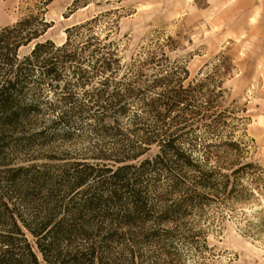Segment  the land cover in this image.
<instances>
[{
  "label": "rangeland",
  "instance_id": "rangeland-1",
  "mask_svg": "<svg viewBox=\"0 0 264 264\" xmlns=\"http://www.w3.org/2000/svg\"><path fill=\"white\" fill-rule=\"evenodd\" d=\"M41 1L0 0V29L29 16H40L51 26L38 40L19 48L20 58L27 56L36 42L49 40L62 45L65 29L89 23V31L84 30L80 39L90 45L85 54L97 49L101 54L111 51L116 60L112 66L117 70L115 78L136 61L135 69L142 73L136 85L142 88L150 85L152 75L161 73V67L184 69L187 75L182 89L187 90L192 106L181 111L179 119L171 121L177 114L166 118L168 130L151 115H146L143 123H131L133 110L127 109L116 119H104L102 126L115 128L106 136H95V121L81 120L78 115L72 124L76 130L65 132V128L55 136H40L34 133L50 126L59 113L42 104L39 112L31 115L34 127L26 130L27 134L4 137L2 143L9 142V148L1 151L5 162L0 170L32 167L16 173L12 188L4 183V197H16L24 217L37 224L47 221L48 229H54L68 209L81 206L82 197L99 192L98 186L92 185L95 180H91L97 177L94 173L87 179L88 186L78 189L83 193H71L68 182L72 174L90 172L77 163L112 169L138 164L158 153L156 142L131 162L114 165L93 158L100 152L123 150L127 139L132 143L137 139L154 141L156 135L163 138L173 133L181 136L176 141L179 149L211 153L210 162L220 163L222 173L230 176L227 191H234L227 199L212 197L204 206L187 210L190 216L184 221L196 219V229L205 232L209 254L205 263L264 264V0H50L43 6ZM59 84L62 87L63 82ZM43 87L48 91L46 82ZM34 93L28 91L24 102ZM65 107L63 104L60 110ZM155 126L162 132L156 134ZM240 166L244 167L235 185L230 173ZM164 175L162 172L157 179L147 182L144 178L140 185H130L132 197L121 189L118 196L155 204L158 212L162 205L180 198V185ZM146 209H150L148 204ZM118 210L116 206L110 212ZM145 221L141 227L146 231L151 224ZM77 242L62 240L60 250Z\"/></svg>",
  "mask_w": 264,
  "mask_h": 264
},
{
  "label": "trees",
  "instance_id": "trees-1",
  "mask_svg": "<svg viewBox=\"0 0 264 264\" xmlns=\"http://www.w3.org/2000/svg\"><path fill=\"white\" fill-rule=\"evenodd\" d=\"M49 1L43 0L40 5H47ZM88 25L65 29L66 40L60 46L49 40L36 42L30 53L21 58L19 48L38 40L51 26L40 16H29L0 29V164L5 162L1 151L9 148V142L2 143L5 135L27 134L26 130L34 127L30 124L31 115L38 113L42 104L48 111L57 109L59 113L50 120V126L34 133L40 136H55L65 128V132L76 130L72 124L76 123L77 115L81 120L95 121L92 129L95 136H106L115 128L102 126L104 119H116L127 109L133 110L131 123H143L145 116L151 115L161 126L171 114H177L171 118L174 121L180 118L181 111L192 106L187 90L182 89L187 75L184 69L161 67V73L152 75L150 85L142 88L136 85L142 73L135 69L133 60L126 72L115 78L117 70L112 66L116 60L111 51L101 54L97 49L85 54L90 45L80 39L84 30L89 31ZM45 82L48 91L43 87ZM28 91L35 93L25 103ZM63 104L66 107L60 110ZM168 127L164 125V130ZM154 130L156 134L162 132L160 127L155 126ZM155 137L154 141L137 139L133 143L127 139L123 150L112 154L100 152L93 158L108 160L114 165L131 162L145 155L156 142L158 153L138 164L112 169L106 165L100 168V165L77 163L76 166L90 172L72 174V181L68 182L71 193H83L78 189L88 186L87 179L94 173L97 177L91 180H95L92 185L98 186L95 188L99 192L82 197L81 206L68 209L67 216L51 230L47 221L37 224L24 217L22 204L17 203L16 197H4L7 195L3 191L4 183H10L6 185L12 188L16 185V173L32 167L0 170V264H206L209 254L205 232L196 229V219L184 220L190 216L187 210L204 206L213 201L212 197L231 196L234 191H227L230 176L222 173L220 163L210 162L211 153L200 155L195 149H179L176 141L180 135ZM242 167L230 173L235 185ZM162 172L169 182L180 185L177 189L180 198L162 205L158 212L155 204L137 198L126 201L118 196L117 190L121 189L132 197L130 185H140L144 178L147 182L157 179ZM116 206L119 210L110 212ZM145 220L151 224L146 231L141 227ZM62 240L67 244L78 242L74 247L69 245L65 246L66 250H60Z\"/></svg>",
  "mask_w": 264,
  "mask_h": 264
}]
</instances>
